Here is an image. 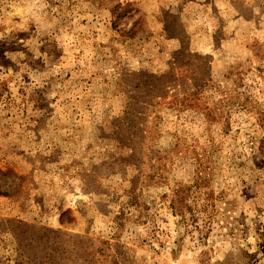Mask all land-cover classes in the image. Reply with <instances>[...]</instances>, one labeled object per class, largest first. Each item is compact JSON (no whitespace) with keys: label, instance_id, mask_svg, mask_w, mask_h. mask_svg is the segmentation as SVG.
<instances>
[{"label":"rangeland","instance_id":"374dc122","mask_svg":"<svg viewBox=\"0 0 264 264\" xmlns=\"http://www.w3.org/2000/svg\"><path fill=\"white\" fill-rule=\"evenodd\" d=\"M115 262L264 264V0H0V264Z\"/></svg>","mask_w":264,"mask_h":264},{"label":"trees","instance_id":"16d2710c","mask_svg":"<svg viewBox=\"0 0 264 264\" xmlns=\"http://www.w3.org/2000/svg\"><path fill=\"white\" fill-rule=\"evenodd\" d=\"M113 12H115L113 10ZM131 33V32H129ZM182 104V103H181ZM208 114V113H207ZM210 116V115H208ZM186 194L182 191V190H175L173 191V194L169 200V204L171 206L172 211L176 214V215H180L181 219H183V221H186V219H191L192 221H196L198 219L199 216V212L200 209L199 207L196 208L195 205H189L186 202ZM186 212H188L189 216L186 217ZM198 212V213H196ZM113 264H117L116 262Z\"/></svg>","mask_w":264,"mask_h":264}]
</instances>
